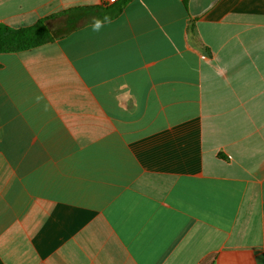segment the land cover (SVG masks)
Masks as SVG:
<instances>
[{
    "label": "crops",
    "instance_id": "obj_1",
    "mask_svg": "<svg viewBox=\"0 0 264 264\" xmlns=\"http://www.w3.org/2000/svg\"><path fill=\"white\" fill-rule=\"evenodd\" d=\"M118 2L0 0V24ZM95 24L0 54V264H264V0Z\"/></svg>",
    "mask_w": 264,
    "mask_h": 264
},
{
    "label": "trees",
    "instance_id": "obj_2",
    "mask_svg": "<svg viewBox=\"0 0 264 264\" xmlns=\"http://www.w3.org/2000/svg\"><path fill=\"white\" fill-rule=\"evenodd\" d=\"M132 1L134 0H119L117 4L112 7H104V9L99 7L76 8L64 11V14L72 13L75 19L81 14L80 12H84L87 15L100 18V21L111 20L120 15ZM51 17L45 18L35 25L19 29L0 24V54L19 53L52 42L53 39L47 24Z\"/></svg>",
    "mask_w": 264,
    "mask_h": 264
},
{
    "label": "rangeland",
    "instance_id": "obj_3",
    "mask_svg": "<svg viewBox=\"0 0 264 264\" xmlns=\"http://www.w3.org/2000/svg\"><path fill=\"white\" fill-rule=\"evenodd\" d=\"M62 12L56 15H52L53 17H51V19L47 22L49 30H50L51 38L53 39V41L50 43H53L56 39L65 37L66 35H68L69 32L73 30H76L78 28H82L86 25L93 24V23H96L97 21L98 22L100 21L99 20L100 18L96 16H90V14L87 15V13H84V12H80L81 14H79L78 17H76L75 19H74L75 17L74 14L72 13L64 14V11ZM73 20L74 22L73 24H71L70 22ZM46 44H49V43H46ZM49 139L52 140V138H49Z\"/></svg>",
    "mask_w": 264,
    "mask_h": 264
},
{
    "label": "clouds",
    "instance_id": "obj_4",
    "mask_svg": "<svg viewBox=\"0 0 264 264\" xmlns=\"http://www.w3.org/2000/svg\"><path fill=\"white\" fill-rule=\"evenodd\" d=\"M99 27H100V24H99V22L97 21L96 24L94 25V28H95V29H99Z\"/></svg>",
    "mask_w": 264,
    "mask_h": 264
},
{
    "label": "built area",
    "instance_id": "obj_5",
    "mask_svg": "<svg viewBox=\"0 0 264 264\" xmlns=\"http://www.w3.org/2000/svg\"><path fill=\"white\" fill-rule=\"evenodd\" d=\"M109 3H115L116 0H108Z\"/></svg>",
    "mask_w": 264,
    "mask_h": 264
}]
</instances>
